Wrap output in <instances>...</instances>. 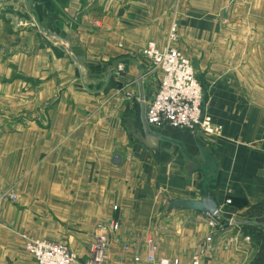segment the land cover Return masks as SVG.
<instances>
[{"label":"crops","instance_id":"0c3cea01","mask_svg":"<svg viewBox=\"0 0 264 264\" xmlns=\"http://www.w3.org/2000/svg\"><path fill=\"white\" fill-rule=\"evenodd\" d=\"M174 21L222 136L145 120L161 71L141 48ZM154 188L216 201L203 264H264V0H0V264H35L21 232L57 241L37 211L89 226Z\"/></svg>","mask_w":264,"mask_h":264},{"label":"rangeland","instance_id":"374dc122","mask_svg":"<svg viewBox=\"0 0 264 264\" xmlns=\"http://www.w3.org/2000/svg\"><path fill=\"white\" fill-rule=\"evenodd\" d=\"M203 93L205 95L204 86ZM202 98L204 103V96ZM219 124L222 127V124ZM219 136H222V133ZM154 189V193L149 191L146 209H124L118 206L115 210L112 205L116 203L111 201L105 216L95 218L93 225L89 226L81 224L74 210H65L59 216L54 215L52 211H37L38 215L54 218L55 223L33 226L31 234L44 235L67 244L78 261L86 260L94 235L107 231L110 238L108 264H135L132 261V253L137 251L143 255L151 248H154L156 257L176 256L186 264L193 254H198L200 263L203 264L205 245L211 241L206 237L219 233L225 226L222 223L216 225L202 213L188 208L174 207L168 210V201L161 193L162 190ZM110 218L118 221V229H109ZM126 243L129 245L128 249L124 247Z\"/></svg>","mask_w":264,"mask_h":264},{"label":"built area","instance_id":"2783aa9c","mask_svg":"<svg viewBox=\"0 0 264 264\" xmlns=\"http://www.w3.org/2000/svg\"><path fill=\"white\" fill-rule=\"evenodd\" d=\"M177 40V23L170 25L167 35L168 45L160 48L152 40L142 48L141 54L148 58L154 67L161 71L159 85L153 99L147 105L145 120L150 125H170L185 130H201L204 133L219 136L222 127L215 119L203 109V88L198 81L190 59L173 42ZM9 198L15 200L17 195L7 191L0 195V200ZM227 202H230L227 200ZM113 209H117L113 205ZM218 216V215H217ZM217 216L213 220L216 225L220 223ZM109 229L119 227L117 220H108ZM25 250L33 255L35 264H108L107 251L110 238L107 231L95 234L88 248V256L84 261H78L75 253L67 244L47 238L33 237L21 232ZM208 241L211 236L206 237ZM249 239V236H246ZM128 249L129 245L124 244ZM135 264H182L179 257H156L154 248L148 249L143 255L135 251L132 253ZM188 264H201L198 254H193Z\"/></svg>","mask_w":264,"mask_h":264},{"label":"water","instance_id":"95a60500","mask_svg":"<svg viewBox=\"0 0 264 264\" xmlns=\"http://www.w3.org/2000/svg\"><path fill=\"white\" fill-rule=\"evenodd\" d=\"M168 210L174 207L188 208L193 211L202 213L207 219L213 220L219 214V208L212 195L207 193L201 196L200 199L190 198H167Z\"/></svg>","mask_w":264,"mask_h":264}]
</instances>
